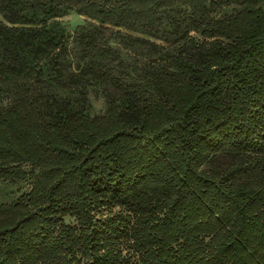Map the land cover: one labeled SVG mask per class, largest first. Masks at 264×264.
<instances>
[{"label": "trees", "instance_id": "obj_1", "mask_svg": "<svg viewBox=\"0 0 264 264\" xmlns=\"http://www.w3.org/2000/svg\"><path fill=\"white\" fill-rule=\"evenodd\" d=\"M0 264H264V0H0Z\"/></svg>", "mask_w": 264, "mask_h": 264}, {"label": "rangeland", "instance_id": "obj_2", "mask_svg": "<svg viewBox=\"0 0 264 264\" xmlns=\"http://www.w3.org/2000/svg\"><path fill=\"white\" fill-rule=\"evenodd\" d=\"M84 16L83 15H79L76 13H71V14H67L65 16L62 17L63 20H67V21H71L72 23H80L84 20ZM165 41H163L164 43ZM125 49V48H124ZM130 54L133 56V58L139 60V61H144L146 60V56L149 55V52L147 49H142V50H129V53L127 52V55L130 56Z\"/></svg>", "mask_w": 264, "mask_h": 264}]
</instances>
